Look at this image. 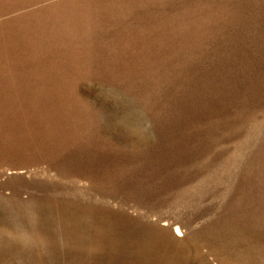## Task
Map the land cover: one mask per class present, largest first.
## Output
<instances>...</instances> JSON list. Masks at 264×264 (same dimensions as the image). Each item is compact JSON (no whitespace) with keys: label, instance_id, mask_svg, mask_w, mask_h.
<instances>
[{"label":"rangeland","instance_id":"obj_1","mask_svg":"<svg viewBox=\"0 0 264 264\" xmlns=\"http://www.w3.org/2000/svg\"><path fill=\"white\" fill-rule=\"evenodd\" d=\"M0 264H264V0H0Z\"/></svg>","mask_w":264,"mask_h":264}]
</instances>
